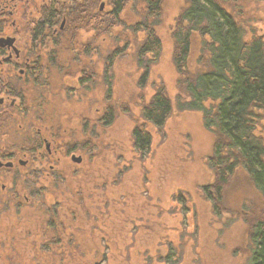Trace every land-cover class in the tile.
I'll list each match as a JSON object with an SVG mask.
<instances>
[{"label":"rangeland","instance_id":"1","mask_svg":"<svg viewBox=\"0 0 264 264\" xmlns=\"http://www.w3.org/2000/svg\"><path fill=\"white\" fill-rule=\"evenodd\" d=\"M223 3L248 37L264 30V0ZM184 4L185 0L163 2L162 22L157 29L163 53L152 67L145 88L137 83L140 72L135 60L136 39L132 37L126 52L115 60L111 104L116 117L110 126L94 122L97 108L103 111V105H109L101 77L104 62L98 57L92 63L96 66V81L84 89L89 93L82 90L66 95L56 103L58 111H51L53 115L63 111L64 124L72 129L77 126L80 132L85 126L83 116L85 122L91 120V137L80 133L82 152L78 153L83 162L73 167L67 164L65 175L70 176L47 199L59 214L57 224L67 227L70 237H111L113 251L106 264H163L159 256L170 242L180 255L179 264H247L250 227L264 214L260 193L239 170L224 188L220 217L214 215L202 186L215 179L208 157L218 137L204 126L201 112L174 110L161 131L147 124L153 136L147 158H141L133 148L132 130L143 124L141 110L156 88L164 84L172 100L182 92L173 62L172 32ZM127 12L129 21H135L134 11ZM200 53L201 38L195 35L189 60L192 71L202 69L197 61L203 56ZM259 131L264 135V127ZM85 142H90V150L83 147ZM182 194L188 197L185 206L178 201L177 196ZM30 213L1 214L0 240L22 236L9 249L0 244V264H80L78 252L72 254L75 247L67 256L60 248L62 243L57 246L59 251L53 247L54 253L36 250L33 240L42 229ZM62 236L64 233H57V237ZM84 245L93 246L90 239ZM93 257L90 253L86 259Z\"/></svg>","mask_w":264,"mask_h":264},{"label":"flooded vegetation","instance_id":"2","mask_svg":"<svg viewBox=\"0 0 264 264\" xmlns=\"http://www.w3.org/2000/svg\"><path fill=\"white\" fill-rule=\"evenodd\" d=\"M77 3L79 0H0V216L9 211L21 215L32 211V218L41 226L40 233L60 232L64 233L62 237H66L67 229L57 224L59 214L56 215L47 198L70 176L65 175L67 164L73 167L83 162L79 154L80 133L91 137L92 130L91 120L85 122L86 115L80 132L77 126L72 129L64 124L63 111L56 115L51 111H58L56 103L66 95L80 94L82 90L89 93L84 89L96 81V66L92 63L97 57L104 62L101 77L109 105H103V111L97 108L94 122L111 125L107 115L114 97V92L111 95L114 63L110 59L116 29L109 23L110 0H101L98 7L94 4L86 19H82ZM125 14L127 25L141 19L136 15L135 21H129L128 12ZM97 15L101 17L99 20ZM100 21H104L103 26L97 24ZM129 35L126 44L124 41L120 46H129L133 37L138 48L144 32ZM89 145L90 142L83 143L88 150ZM211 171L214 181L202 188L214 215L220 217L223 202L220 174ZM182 196L188 202V197ZM256 221L250 227L249 240ZM28 232L31 233L29 229ZM19 236L22 234L8 241L1 239L0 244L9 249L21 240ZM173 248L176 250L174 245ZM167 254L168 249L159 258L166 259ZM161 263L169 264L166 260Z\"/></svg>","mask_w":264,"mask_h":264},{"label":"trees","instance_id":"3","mask_svg":"<svg viewBox=\"0 0 264 264\" xmlns=\"http://www.w3.org/2000/svg\"><path fill=\"white\" fill-rule=\"evenodd\" d=\"M100 1L79 0L78 11L82 19L88 18V12H92L94 4L98 7ZM163 2L110 0L112 11L108 16L109 23L116 29L113 34L115 48L110 59L112 65L128 49V45L121 47L118 42L123 40L126 44L129 33L144 32V39L135 55L141 71L138 81L140 88L148 84L152 67L159 62L163 53V41L157 30L162 22ZM130 9L141 19L127 25L124 15ZM98 15L99 20L101 17ZM100 23V26L104 25V21L97 24ZM172 35L175 43L173 62L182 92L172 100L164 84L156 88L141 110L143 124L135 125L132 130L134 150L141 158L150 155L153 136L147 124L161 131L174 110L201 112L204 126L218 137L208 163L211 169L220 174V200L224 187L238 170H242L260 193L264 206V135L259 131V127H264V30L248 37L223 0H185ZM195 35L201 38L200 55H203L197 60L202 66L199 71H192L189 63ZM110 111L108 124H112L116 117L113 107ZM177 197L185 206L186 199L182 195ZM57 233L37 234L36 240H33L36 250L54 253L53 247L62 243L60 248L67 256L75 247L72 254L78 252L80 264H106L113 251L111 237H70L67 234L66 237H57ZM86 239H90L93 246H83ZM250 243L247 264H264V214L250 232ZM60 248L57 247V250ZM90 253L94 255L92 260L86 259ZM168 253L166 259L160 258L159 261L180 263V255L171 242Z\"/></svg>","mask_w":264,"mask_h":264},{"label":"water","instance_id":"4","mask_svg":"<svg viewBox=\"0 0 264 264\" xmlns=\"http://www.w3.org/2000/svg\"><path fill=\"white\" fill-rule=\"evenodd\" d=\"M77 160H81V158H77Z\"/></svg>","mask_w":264,"mask_h":264}]
</instances>
